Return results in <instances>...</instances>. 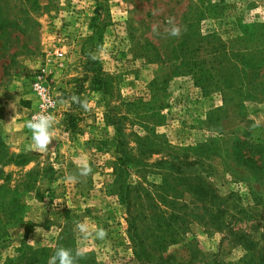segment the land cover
Wrapping results in <instances>:
<instances>
[{"label":"rangeland","instance_id":"obj_1","mask_svg":"<svg viewBox=\"0 0 264 264\" xmlns=\"http://www.w3.org/2000/svg\"><path fill=\"white\" fill-rule=\"evenodd\" d=\"M0 3L10 22L0 33V131L23 156L0 166V264H48L58 247L84 250L78 264H264V0ZM169 17L179 37L164 31ZM90 60L107 93L86 79ZM44 70L63 103L57 138L39 154L27 127L13 139L11 120L20 110L31 119ZM77 90L90 110L71 102ZM81 159L92 173L70 180ZM196 182L216 191L219 221L209 224L211 196L187 193ZM180 209L186 220L164 222L162 212ZM75 221L107 237L82 239Z\"/></svg>","mask_w":264,"mask_h":264},{"label":"clouds","instance_id":"obj_2","mask_svg":"<svg viewBox=\"0 0 264 264\" xmlns=\"http://www.w3.org/2000/svg\"><path fill=\"white\" fill-rule=\"evenodd\" d=\"M167 24L170 26L165 28L164 31L170 37H179L181 35L180 26L176 25L175 18L169 17ZM153 32L157 35L158 26L153 28ZM90 59L96 60L95 54H89ZM63 103V101H61ZM71 102L78 104L85 111L90 110V102L84 98L81 99L78 96H72ZM52 103V102H50ZM11 107L14 109L13 105ZM15 120V116L12 117L11 123ZM11 123L7 124L10 125ZM57 121L53 113L47 112L42 106V110L36 112L30 120L26 121V127L31 132V144L30 149L39 154H47L50 152L49 145L53 140L57 138V132L55 129ZM53 151V150H51ZM92 173L90 165L81 159L78 161V174L70 176V180H76L78 177H87ZM74 230L81 234L82 239H99L104 240L107 237V232L103 228H96L95 231H91L89 225L82 221L74 222ZM36 232L43 231L41 228H36ZM31 242V241H29ZM86 255L85 251L77 248L75 251L69 248L58 247L54 254L49 257L48 264H78V260Z\"/></svg>","mask_w":264,"mask_h":264},{"label":"trees","instance_id":"obj_3","mask_svg":"<svg viewBox=\"0 0 264 264\" xmlns=\"http://www.w3.org/2000/svg\"><path fill=\"white\" fill-rule=\"evenodd\" d=\"M6 24H10V22L5 19V17H4V8H3L2 4L0 3V33H3L2 32V31H4L3 27L6 26ZM0 58H2V55H0ZM97 64H98L97 62L91 61V60L87 63V65L85 67L86 68L85 69L86 70V74H87L86 79L92 78V81H94V83H93L94 90L99 91V92H103V93H107V91L105 90V88L107 87V85L105 83V77H103L101 72L97 69V66H96ZM209 65H210V63L208 61H206V60L201 61V62H199L197 64V67L199 69L201 78H203V79L205 78V80L208 77V73H209L208 67H209ZM4 76H5V73L3 74L2 78L0 76V86L3 83ZM205 83L206 82L203 81V83L199 86L201 88V90H203V91L205 90V85H204ZM80 95H81V92L77 90V93L75 94V96H79L80 97ZM72 113L73 112H71V114ZM72 116L69 115V118H71ZM70 126L73 128V124H71ZM70 130L71 129H69V131ZM21 157H23V156H16L15 154H11L10 153V149H9L8 145L6 144V141L4 140L2 132L0 131V166H7V165H10V164H14V158H21ZM126 162H129V159H128L127 155H124V157H121L120 163L124 164ZM195 184H196L195 189H193V191L192 190L188 191L187 193H190L198 201H200L205 196V193H207L209 196H211L212 199H213V203H212V206H211V210H212L211 212L212 213H211V220L209 221V224L212 223L213 221L214 222L219 221L221 219V217L224 216L225 210H224V205L220 202L221 200L216 194V191L213 189L212 186L207 185L205 183L201 184L199 182H196ZM169 198H170V196L169 197L167 196L165 198L166 201L163 202V205L166 208H168V204L169 203L171 205L175 204L173 202H169ZM140 199H141V197L140 198L139 197H135L134 199H128L129 200V208H128V210H130L132 208L133 209L134 208H139L138 204L140 203ZM137 200L139 201V203L137 202ZM133 202H134V204H133ZM153 206L154 205H152V207ZM163 211H164V209H163ZM132 212L133 211L131 210L130 214H132ZM162 215H163L164 222H166V223L170 222V225H172V222H173L172 220L173 219L176 222H182V221L186 220V218L188 217V215L184 211H182L181 209H180V211L178 213H175L173 215L172 214L170 215L168 210H166L165 212H162ZM63 218L66 221H69L70 220V213L68 211H64L63 212ZM169 218H171V221H170ZM192 220H193V222H196L198 224H202V222H203V221H199L200 217H196V218H194ZM129 222H130L131 228L135 232L134 236L135 237L138 236V225H137L138 217H131ZM167 230H170V228H167ZM174 233H176V230L174 231ZM171 237L174 238L175 234L171 235ZM247 244H250L249 241L247 242ZM164 247H165V245L163 246V248Z\"/></svg>","mask_w":264,"mask_h":264},{"label":"built area","instance_id":"obj_4","mask_svg":"<svg viewBox=\"0 0 264 264\" xmlns=\"http://www.w3.org/2000/svg\"><path fill=\"white\" fill-rule=\"evenodd\" d=\"M58 57L63 58V53H58ZM50 74L44 70L38 73L32 83V91L36 96V109L34 110L32 116L42 110V106L44 110L47 112L53 113L57 120V116L60 110V96L55 92L52 83L50 81ZM52 102V103H50ZM31 116V117H32Z\"/></svg>","mask_w":264,"mask_h":264},{"label":"crops","instance_id":"obj_5","mask_svg":"<svg viewBox=\"0 0 264 264\" xmlns=\"http://www.w3.org/2000/svg\"><path fill=\"white\" fill-rule=\"evenodd\" d=\"M26 117H27V113L24 112V111H18L15 115V123L17 125V128L13 130H11L13 133V139H17L18 137L22 138V129H25L26 128V125H25V120H26ZM10 132V131H9Z\"/></svg>","mask_w":264,"mask_h":264}]
</instances>
